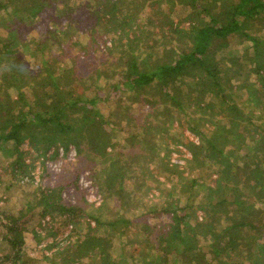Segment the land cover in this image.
Masks as SVG:
<instances>
[{
  "label": "trees",
  "instance_id": "16d2710c",
  "mask_svg": "<svg viewBox=\"0 0 264 264\" xmlns=\"http://www.w3.org/2000/svg\"><path fill=\"white\" fill-rule=\"evenodd\" d=\"M139 1L141 10L146 7L144 16L141 14L140 18L146 17L149 24L141 23V26L134 29H131L132 23L129 22L132 17L129 18L128 12L122 11V7L128 6L131 0H97L96 6L89 8L96 22L117 35L107 47V54L102 52L99 56V61H110L114 52L117 55L113 58V67L117 68L114 77L118 79L110 83V91H103L99 81L110 82L111 79L106 74L103 79H97L104 73H100L101 68L96 69V66L94 75L97 71V76L89 84L90 87L84 86L82 91L77 90V82H85L91 77L89 75L83 78L78 73V55L73 57L71 64L62 59L61 62L66 64L64 67L59 65L58 60L56 63L47 62L42 69L38 67L32 71L27 69L24 60L12 57L11 54L2 59L9 71L0 75V153L14 157L10 165L21 168L19 171L23 170L21 172L31 180L33 165L21 160L22 142L29 144L40 155L44 154L43 150L46 151L45 154L52 151L51 155L54 157H50L51 159L58 157L59 145L65 151L71 146L79 157H94L98 160L101 165L95 175H98L100 191H107L110 194L108 196L117 197L121 208L126 212L131 204H140L144 195L149 193L148 181L155 180L161 184L154 169L149 167V163L153 164L157 160L158 143L141 131L143 137L134 141L137 145L131 148L133 150L128 152L122 151L121 147L116 148L117 143H114L113 138L117 134L113 125L117 114L109 110L108 115H105L98 100H112L120 109L125 106V110H130V105H133V109L127 114L135 125H139L142 122L141 102L144 100L151 103H146L149 108L155 103L180 105L182 108L183 104L190 103L187 97L192 95L191 92L182 93L184 85H194V90L200 97L214 92L216 97L220 96L223 111L227 112L224 115L230 119V131L237 140L235 146L243 150L240 158L245 165L239 166L231 158L232 150H224L222 140L225 136H222L220 130L214 131L210 139L208 131H201L203 149L197 157L199 163H206L211 158L219 166L212 173L215 177L209 183L198 181L197 178L191 180L193 185L205 187L204 196L207 199L201 205L205 220L196 222L194 226L190 225L185 221L187 215L175 214L174 209L168 227L160 235L146 237L150 245L156 248V252L162 250L161 253L145 256L146 253L139 252L137 255H130V260L125 256V250L115 254L113 240L122 239L126 235L133 222L131 216L119 213L115 218L104 219L101 213L89 212L82 205L63 201L62 192L67 187L63 183H47L44 187H35L33 194L37 197L36 204L39 205L41 216L47 217L45 214L49 212V218L45 221L49 228H52V221L59 223L58 226L63 223L67 227L64 220L60 223L57 213L69 215V224H80V220L84 219L86 231L68 245L73 250L69 253V264H167L168 254H175V250L178 251L171 264H264V127L251 122L252 113L243 115V109L237 100L228 93V87L232 84L239 89L240 97L245 91L257 106L264 101V94L257 86L264 84V0ZM47 2L48 0H0V9L22 4L23 11L37 16L45 10ZM88 3L93 5L95 1ZM177 4L188 5L196 10L191 15L193 19L175 20L163 8L165 5L171 9ZM155 16H158V23L163 26L161 39L152 38L151 33L155 32L149 30V34L144 36L147 27L153 26ZM0 19L4 21V18ZM49 34H54V27L41 31L40 36H50ZM20 38L24 36L13 30L9 33L8 41L0 40V48L7 51ZM238 42H244L243 54L249 58L246 70L248 78L234 84L233 80L239 74L232 67L239 65V55L236 54ZM40 44V38L36 39L34 51L39 50L36 48L42 46ZM160 45H163L161 49ZM106 46L107 44L103 45L101 49L104 50ZM228 70L230 71L227 72ZM40 71H43L42 75ZM93 71L94 69L89 73ZM254 73L256 81L249 79V74ZM27 81L33 85L30 92L32 97L28 98L21 92L16 99L11 98L8 93L10 89L19 90ZM143 90L149 93L151 101L140 97L135 99L130 95L131 91L138 93ZM105 93L107 95L104 96ZM6 94L9 98L4 96ZM134 106L140 107L139 114L134 112ZM204 106H209V103L206 102ZM260 112L264 113V107H260ZM158 118L163 117L159 114ZM237 118L246 123L241 129L234 131L232 123ZM254 128L257 134L248 141L247 137ZM165 131L170 134L169 128ZM8 141H11L10 146L6 145ZM197 147L199 146L194 145L192 149L196 150ZM257 157L262 161L255 162ZM128 158L132 164L127 162ZM158 158L164 160L163 157ZM250 161L254 162L252 166ZM164 165L165 168L175 167L168 161ZM142 176L144 180L141 181ZM198 191L200 192V188ZM249 192L261 196L262 204L259 205L255 198L248 199ZM146 200L150 203L153 201L149 197ZM33 206V203H29L26 212ZM146 208L144 214L137 218L146 233L150 230L154 233L150 228L152 219H147L152 207ZM26 212L24 211L25 214ZM164 212L170 214L171 210L165 209ZM31 216H6L7 228L3 238L12 250L0 257V264H18L23 236L27 231L26 224ZM125 243L128 244L127 238L122 243L123 249ZM231 251H235L236 255L230 256ZM56 263L59 264L57 261Z\"/></svg>",
  "mask_w": 264,
  "mask_h": 264
},
{
  "label": "rangeland",
  "instance_id": "374dc122",
  "mask_svg": "<svg viewBox=\"0 0 264 264\" xmlns=\"http://www.w3.org/2000/svg\"><path fill=\"white\" fill-rule=\"evenodd\" d=\"M92 1L48 0L45 10L37 16L29 15L27 11H23L22 4L10 5L4 10L0 9V17L4 18V21L0 19V40L8 41L9 33L13 30H16L17 33L24 36V38H20L17 44L10 46L7 51L6 49L0 48V75L5 71H9L8 66L2 59H5L10 54L12 57L15 56L22 61L24 60L27 69L31 71L38 67L42 69L41 67H44L47 62L56 63L58 60L59 65L64 67L66 64L65 62H61L62 59L67 60V63L71 64V61H74L73 57L78 55L76 62L78 73L83 78L89 75L91 77L85 82H77V90L82 91L85 87H90L89 84L97 76V71L94 75L96 66V69L101 68L100 73H104L103 76L97 79H103L105 74L106 77L111 79L110 82L105 80L99 81V85L103 91H110V83H114L118 79V77H114L117 68L113 67V58L117 55L114 52L113 56L110 57L112 58L110 60L112 65L110 61H99V56L102 52L107 54V47L116 39L117 35L113 30L109 31L104 25L96 22L92 11L89 10L96 6L97 0H94L95 3L90 5L88 2ZM139 3V0H131L128 6L125 5V8L122 7V11L124 13L128 12L129 18L132 17L131 21L128 18L129 22L132 23L131 29L137 28L138 25L141 26V23L149 24V21H146V17L144 19H142L143 17L140 18L141 14L144 16L146 12L144 9L146 7L141 10ZM163 8L175 20L180 21L193 19L191 15L196 11L192 7L190 8V6L183 4H177L171 9L169 6L164 5ZM154 20L153 26H150L151 28L147 27L144 36L145 34H149L147 33L149 30L155 32L151 33L152 38L160 37L159 39H161L163 26L158 23V16H155ZM53 27L54 34L40 36L41 31L43 32ZM168 36L171 37V34H168ZM39 38L42 43L40 45L42 46L36 48L39 49L38 51H34L35 41ZM238 43L239 48L236 46L238 48L236 54L239 55V65H233L232 67L239 74H236V78L233 80L234 84L248 78L246 70L249 66V58L246 54H243L244 42ZM105 44L107 46L102 50L101 47L103 45L105 46ZM162 46L160 45V49ZM53 50H55V53H52ZM39 54L40 56H38ZM217 56L219 57L218 53ZM109 65L111 66L109 67ZM92 69L94 71L89 73ZM40 74L42 75L43 71H40ZM249 75L250 80H257L255 73ZM257 86L260 87L261 93L264 94V84H257ZM228 88V93L237 100L238 105L243 109V115H247L249 112L250 114L252 113L253 117L250 119L251 122L256 126L264 127V113L262 114L260 112V107H264V101L260 106H257V104L249 99L245 91L242 92V96L240 97V91L236 86L231 84ZM32 89L33 85L30 81H27L19 90L10 89L8 93L13 99H16L15 97L19 96L18 93L21 92L24 96L31 98L30 92ZM184 92H191L192 95L187 97L190 99V103L188 105L183 104L184 106L182 108L180 105H162L154 104V102V105L149 108L146 103H151L148 101L145 102V100L141 102V107L143 106L142 112L140 111V107H138L140 103L138 106H134V112L136 114L142 113V122L139 125H135L129 119V114L127 113L133 109V105H130V103H125V105H130V110H125V106L120 109L112 100H98L99 107L105 115H108L109 110H113L117 114L115 124L113 125L117 134L113 138V141L115 140L114 143H117L115 144L116 148L121 147L122 151L128 152L133 150L131 148L137 145L134 141L143 137V132L141 131L147 133L149 139H153L158 143L157 160H154L153 162L155 163L153 164L149 163V167L151 170L154 169L153 172L160 179L161 184L155 180L148 181V184H150L149 193L144 195L145 198H142L140 204L137 203L135 206L131 204L129 210L126 212L121 208L120 201L117 197L108 196L110 194L107 191L104 193L100 191L97 184L98 175L95 174L101 164H98V160L94 157H88L86 159L81 156L79 157L75 152L74 157L66 156L63 153L60 156L58 155L56 159H51L54 157L51 155L53 153L52 151L51 153L49 151L45 154L46 151L43 150L44 154L40 155L29 144H23L22 142L21 149L23 153L21 160L25 164L31 162L33 165L31 167L33 177L30 180L27 178L28 176L23 174L24 172H21L23 170L19 171L21 168H13L10 165L14 157L0 153V257H4L5 253L12 250L3 238V234L7 228L5 226L8 220L6 216L12 214H22L23 217L24 215H32L26 224L27 231L23 236L24 242L21 246L18 264H57L56 261L59 264H69V253L73 252V250H70L71 247H68V245H71L80 235H83L87 229L86 224L84 219L80 220V224H69V215H60L57 213L56 216L61 221L60 223L64 220L67 223L65 224L67 227L63 223L58 226L59 223H56V221H52V228L45 225V221L49 218V212L45 214L47 217L41 216L39 205L36 204L37 197L34 196L33 191L35 187L38 188L39 186L41 188L47 185V183L53 184L60 182L65 184V187H67H64L65 189L62 192L63 201L82 205L89 212L101 213V217L104 219L115 218L119 213H124L126 216L130 215L133 222L129 225L126 235L122 239L118 238L113 240L115 254L125 250L126 252L124 254L129 260L131 259L130 255H137L139 252L146 253L145 256L162 252V250L156 252V248L150 245L146 237H152V235L156 234L160 235L168 227L174 209L176 210L175 214H186L185 221L190 225L194 226L196 222L205 220L201 206L207 199L204 196L205 187L193 185L191 180L197 178L198 181L209 183L212 177H215V174L213 175L212 173L216 172L219 166H216L211 158L206 163H199L197 157L202 153L203 149V140L201 141L203 136L201 135V131H208L210 139L214 131L220 130L223 133L222 136H225V139L222 140L224 150L233 151V154L230 156L236 160L239 166L245 165L244 161L240 158L243 150L235 146L237 140L230 131L231 122L224 115L227 112L223 111L224 106L221 104L220 96L216 97L214 92H210L208 95L200 97L194 90V85H184L182 87V93ZM135 93L133 91L130 92L132 98L138 99L137 97H140L141 99L150 100L151 96L147 91L143 90L142 92ZM9 95L6 94L4 96L9 98ZM124 95L126 96V93ZM206 102L209 103V106H204ZM159 114L163 117L162 119L158 118ZM143 122L147 123L143 124ZM244 123H246L245 120L237 118L232 123L233 130L238 131L244 126ZM167 128L170 129L169 135L165 131ZM253 130L249 133L248 137L246 136L248 141L257 134L256 128ZM138 132H141V135L137 136ZM10 142L8 141L6 145L10 146ZM194 145L199 147L193 150ZM40 150L42 151V148ZM158 157H163L164 160L161 161ZM257 160L262 161L259 157L254 161L256 162ZM165 161H168L170 165H175V167L165 168ZM127 162L132 164L129 158ZM252 163L254 162L250 161V166H252ZM140 180H144V177L142 176ZM242 186H245V184ZM199 188L200 192L198 191ZM247 196L250 200L255 198L259 202V205L262 204L261 196L258 194L249 192ZM148 197L153 200L151 203L149 200H146ZM29 203H33L34 206L26 212ZM146 207H152L150 214H147V219H152L150 223L152 226L150 228L153 229L154 233L151 230L149 233H146L140 219L137 218L140 214H144V211L147 209ZM165 209H170V214L164 212ZM91 224H94V222L91 221ZM126 238L128 239V244L125 243L123 249L122 243H124ZM177 251L175 250V254H168L167 264H171L174 261ZM231 255H236L235 251H231ZM6 263L8 264V262Z\"/></svg>",
  "mask_w": 264,
  "mask_h": 264
},
{
  "label": "built area",
  "instance_id": "2783aa9c",
  "mask_svg": "<svg viewBox=\"0 0 264 264\" xmlns=\"http://www.w3.org/2000/svg\"><path fill=\"white\" fill-rule=\"evenodd\" d=\"M57 151L59 153L58 154L59 156L62 155L63 153H65L66 156L69 155V156H73V157H74L75 152H76L75 148H73L71 146L66 151H65L64 147L58 146ZM51 166H52V164H51ZM54 166H56V165L54 164Z\"/></svg>",
  "mask_w": 264,
  "mask_h": 264
}]
</instances>
